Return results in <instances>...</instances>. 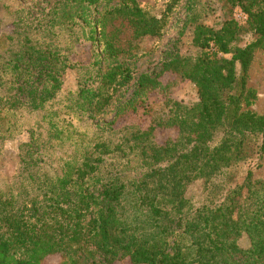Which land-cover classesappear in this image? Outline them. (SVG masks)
I'll return each mask as SVG.
<instances>
[{
    "label": "trees",
    "instance_id": "1",
    "mask_svg": "<svg viewBox=\"0 0 264 264\" xmlns=\"http://www.w3.org/2000/svg\"><path fill=\"white\" fill-rule=\"evenodd\" d=\"M99 1L56 0L41 22L35 21L48 34L53 27L77 28L81 44L100 48L91 49L83 82L77 80L59 111L65 116H104L129 88L132 70L118 60L123 51L106 37L107 19H126L134 37L158 35L135 0H115L97 11ZM219 1L227 7L224 13L238 9L243 24L227 14L218 27L193 20L191 44L199 52L169 51L160 64L161 74L195 86V104L166 101L165 114L152 119L148 131L132 132L124 144L102 137L111 123H95L100 136L74 145L54 168L44 167L51 173L30 169L37 162L25 160L31 158L28 152L19 155L17 178L10 186L0 184V264H42L52 255L59 257L58 264L83 259L111 264L119 258L131 264H264V182L249 188L251 166L258 167L264 156V115L240 110L241 101L254 97L245 78L253 51L264 47V0ZM50 37L37 43L24 34L17 52H12V36L6 37L4 51L0 45V114L42 111L61 89L63 71L73 66L53 50ZM157 86L142 74L133 96ZM57 114L47 112L46 143L73 135L53 120ZM155 127H175L177 136L156 148L150 137ZM40 147L36 157L47 164L49 156ZM133 150L139 164L128 171L117 168L130 161ZM191 181L210 186L196 204L182 197L183 184ZM242 187L249 194L238 205ZM241 233L249 242L245 249L236 244Z\"/></svg>",
    "mask_w": 264,
    "mask_h": 264
},
{
    "label": "rangeland",
    "instance_id": "2",
    "mask_svg": "<svg viewBox=\"0 0 264 264\" xmlns=\"http://www.w3.org/2000/svg\"><path fill=\"white\" fill-rule=\"evenodd\" d=\"M55 1L0 0V45L3 46V51L8 43V40H6L8 36H12V52H17L24 34H28L32 39L37 40V43L47 42V37L51 34L50 41L52 46L56 48L53 50L67 58L73 66L71 69L66 68L63 71L61 89L52 100L45 104L44 110L28 112L20 109L13 115L0 114V184L5 183L10 186L11 182L15 181L16 174L20 172V166L22 165L19 161V155H23V153L27 154L28 152V155L31 156V158L25 160L31 159L30 162H37V166L31 165L30 169L33 170L40 167L41 170L48 171L49 169L47 170L44 167L49 165L54 168L59 160L61 164V160L71 155L75 148L74 145L79 142L86 144L87 141L93 139V135L100 136L95 123L100 126H102V123H111V126L106 133H103L102 137L107 138L108 135V139L113 144H116V142L124 144L132 132L148 131L152 126L151 120L165 114L168 106L166 101L177 102L186 106L195 104L197 94L192 83L187 81L179 83L173 81L170 74L160 73L163 56L174 50L184 56L199 52V49L191 44L193 28L191 22L193 20H197L205 26L217 27L224 18L223 14L234 18L239 25H242L244 20V16L238 9L233 8L230 13H224L227 7H223L222 2L219 0H193L191 3L187 0H135L138 7L155 22L158 27V35L134 37L133 28L126 19L113 16L106 20V37L114 47L123 51L118 60L130 65L132 80L129 83V88L124 89L123 95L111 102L109 110L104 116L88 119L74 114L65 116L64 113L59 111L66 104V100L68 103L71 99L69 93L74 90L77 80L83 82L85 65L89 62L91 49L99 51L100 48L92 46L88 42L81 44V36L77 28L62 30L53 27L49 34L40 30L39 24L35 21L40 20L41 22L40 17ZM114 4L115 0H100L96 10L101 11L103 8ZM18 18L23 21L19 22ZM31 21L33 22L31 23ZM25 23H28L27 26H25ZM242 36L244 39L247 38L246 34ZM18 40H20V44L16 46ZM142 74L149 75L158 83V86L156 89L135 98L133 96V86L137 77ZM4 85V83H1V86ZM34 85H37V82ZM245 88L253 92L254 97L253 99L241 101L240 110L258 116L264 115V47L253 51L251 62L246 71ZM133 108H135V111H131ZM53 110L58 113V117L53 120L69 132H73L69 140L58 142L51 139L49 143H46V130L49 121L46 115L48 111ZM39 134L42 135L39 136ZM176 136L177 129L175 127H155L151 131L150 137L157 148L166 141L174 140ZM30 140H32V146L27 147L26 145ZM34 141L36 144H33ZM41 145L46 149V154L49 156V162L47 160L49 164H44L43 160H38L39 158L36 157V152L41 148ZM32 151L34 152L32 153ZM124 152H127V150L125 149ZM136 152V150H133L131 155L128 156L130 161L125 164L124 160L117 168L123 165V169L126 168L128 171L139 164L135 158H132ZM46 154L42 157L43 159H45ZM257 164H259L258 167L253 165L250 169V189L264 182V156ZM242 178L238 180L239 183ZM249 188H241L240 195L236 199L238 205L244 204L249 194ZM209 189L210 186L207 184L205 188H202L199 181L187 182L183 184L182 197L191 204H196L205 197L204 194ZM235 214H233V218L236 216ZM235 240L239 248L245 249L248 247L249 242L244 233L236 236ZM58 261L59 257L52 255L46 257L42 264H58ZM81 264H91V262L88 259H83ZM111 264L131 263L127 258H119Z\"/></svg>",
    "mask_w": 264,
    "mask_h": 264
}]
</instances>
